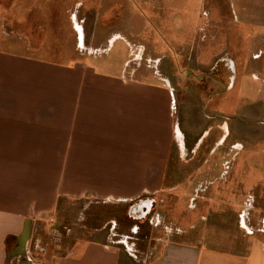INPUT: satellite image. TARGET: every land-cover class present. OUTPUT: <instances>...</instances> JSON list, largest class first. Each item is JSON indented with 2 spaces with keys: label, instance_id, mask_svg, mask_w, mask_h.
<instances>
[{
  "label": "crops",
  "instance_id": "0c3cea01",
  "mask_svg": "<svg viewBox=\"0 0 264 264\" xmlns=\"http://www.w3.org/2000/svg\"><path fill=\"white\" fill-rule=\"evenodd\" d=\"M239 1L234 20L264 27V18ZM121 15L112 8L98 20L108 27ZM6 52L0 50V264L147 263L108 235L77 239L65 254L48 253L39 228L53 221L62 197L150 199V211L136 221L152 211L165 217L163 210L172 211L180 187L191 196L224 203V190L219 194L207 187L225 163L226 124L218 121V109L205 113L199 102L197 119L204 128L187 141L176 99L181 98L183 109L190 98L170 82L168 93L134 75L121 81L78 64L66 68L21 51ZM65 83L72 89L65 90ZM188 133L191 137V129ZM169 225L178 228V236L166 234L149 264H264V239H251L254 233L240 234L235 249L226 251L192 242L181 227Z\"/></svg>",
  "mask_w": 264,
  "mask_h": 264
},
{
  "label": "rangeland",
  "instance_id": "374dc122",
  "mask_svg": "<svg viewBox=\"0 0 264 264\" xmlns=\"http://www.w3.org/2000/svg\"><path fill=\"white\" fill-rule=\"evenodd\" d=\"M236 1L0 0V50L21 51L66 68L78 64L121 81L134 75L168 93L170 82L172 89L190 98L183 109L181 98L176 99L187 141L204 128L197 119L200 107H206L205 113L218 109V121L226 124L225 163L215 169L207 185L219 194L224 190V203L192 195L195 208L191 209L190 191L180 187L183 192L172 211L164 208L165 217L152 211L136 221L127 216V206L137 200L128 204L62 197L54 207L53 221L39 228L48 253L65 254L77 239L108 235L121 249L149 264L166 234L178 236V228L170 222L187 232L189 240L206 247L232 251L238 236L246 232L263 241L264 212L252 205L264 209L260 201L264 196V27L239 25L233 17ZM239 3L256 18H264V0ZM112 8L122 12L121 18L105 27L98 16ZM228 60L234 67L229 82L223 79L224 87L218 85L213 95L198 88L199 75L223 74L221 64ZM189 79L196 85L185 84ZM64 89L72 88L65 83ZM238 212L245 225L238 221Z\"/></svg>",
  "mask_w": 264,
  "mask_h": 264
},
{
  "label": "flooded vegetation",
  "instance_id": "af4514ba",
  "mask_svg": "<svg viewBox=\"0 0 264 264\" xmlns=\"http://www.w3.org/2000/svg\"><path fill=\"white\" fill-rule=\"evenodd\" d=\"M232 63H233L232 61L228 60V61H225L221 64V71L223 72V74H221V75H217V74L216 75H214V74H212V75H210V74L199 75L200 80L197 81L199 83L198 88L205 91L208 94H211V95L216 94L217 91L214 90V88H217L218 85L221 87H224L225 82L223 81V79H227V83L229 82V79L231 78V71L234 67ZM216 66H217V63H215L212 66V68H214ZM192 75L196 76V74H192ZM185 84L196 85L195 81H191V80L186 81ZM204 108H206V107H204ZM261 200L264 202V196H263V198H260V201ZM252 208H253V210H258V211L264 212V209H261L258 205L253 204ZM237 217H238V221H241V217H240L239 212H238ZM259 218H261V216ZM261 221L263 223V219ZM258 232H259V230H258ZM261 232H263V231L261 230Z\"/></svg>",
  "mask_w": 264,
  "mask_h": 264
},
{
  "label": "water",
  "instance_id": "95a60500",
  "mask_svg": "<svg viewBox=\"0 0 264 264\" xmlns=\"http://www.w3.org/2000/svg\"><path fill=\"white\" fill-rule=\"evenodd\" d=\"M151 200H143L139 202H135L132 205L129 206L127 210V216L132 219H141L146 216V214L150 211V205ZM145 207V210L143 211V208Z\"/></svg>",
  "mask_w": 264,
  "mask_h": 264
},
{
  "label": "built area",
  "instance_id": "2783aa9c",
  "mask_svg": "<svg viewBox=\"0 0 264 264\" xmlns=\"http://www.w3.org/2000/svg\"><path fill=\"white\" fill-rule=\"evenodd\" d=\"M35 245H36V248H37V249H39V248H40V247H38V244H35ZM36 248H35V249H36Z\"/></svg>",
  "mask_w": 264,
  "mask_h": 264
},
{
  "label": "bare ground",
  "instance_id": "6f19581e",
  "mask_svg": "<svg viewBox=\"0 0 264 264\" xmlns=\"http://www.w3.org/2000/svg\"><path fill=\"white\" fill-rule=\"evenodd\" d=\"M233 64V63H232Z\"/></svg>",
  "mask_w": 264,
  "mask_h": 264
}]
</instances>
